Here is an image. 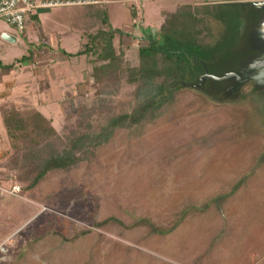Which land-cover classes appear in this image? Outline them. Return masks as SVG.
<instances>
[{"label": "rangeland", "instance_id": "374dc122", "mask_svg": "<svg viewBox=\"0 0 264 264\" xmlns=\"http://www.w3.org/2000/svg\"><path fill=\"white\" fill-rule=\"evenodd\" d=\"M90 2L96 5L93 12L109 18L121 32L119 37L128 38V47L122 38L115 44L134 66L140 61L138 48L145 44L142 37L158 31L167 13L186 4L229 3V9L240 11L254 7L263 20L253 31L258 54L252 59L264 57V0ZM78 6L53 9L54 23L50 30L40 27L38 39H26L0 22V61L11 64L34 52L36 44L48 41L42 34L46 31L59 34L72 53L79 51L89 40L80 42L78 34L98 32L100 26L82 18ZM132 9L138 11L136 20ZM207 23L209 40L215 42L224 25L213 17ZM52 48L57 61L60 47ZM94 58L83 54L74 68L76 75L58 81L51 94L55 100L42 107L59 131L72 124L69 116L84 98L68 102L66 94L58 92L76 86L85 75L78 68H93ZM251 61L230 70L236 62L230 58L217 69L221 76L212 79L226 82L228 91L241 72L262 74V63ZM64 62L60 67L52 63L56 74L73 69L72 61ZM255 79L260 83L263 77ZM86 81L84 77L82 84ZM84 89L91 93L90 84ZM134 89L124 84L96 110L90 119L94 131L136 107ZM210 93L197 84L177 86L156 118L116 129L83 166L50 172L26 195L12 193L19 184L5 178L4 164L12 148L0 118V264H264V86L237 96L227 92L230 97ZM16 101L23 108L41 106L37 101ZM222 194L228 197L219 208L212 199ZM143 220L165 232H156L140 223Z\"/></svg>", "mask_w": 264, "mask_h": 264}, {"label": "trees", "instance_id": "16d2710c", "mask_svg": "<svg viewBox=\"0 0 264 264\" xmlns=\"http://www.w3.org/2000/svg\"><path fill=\"white\" fill-rule=\"evenodd\" d=\"M229 8V3L218 7L186 4L179 6L175 13H167L158 31L142 37L145 44L138 48L140 61L136 66L127 61L125 52L121 49L118 52L115 48V35H121V32L113 28L109 18L101 19L103 27L91 33L87 39L89 42L72 55L92 54L95 57L90 74L91 93H87L81 104L68 115L72 124H66L63 132L36 106L23 108L13 103L0 106L1 123L12 148L4 164L7 169L5 178L19 184V193L26 195L38 187L50 172L83 166L99 146L113 138L116 129L138 126L156 118L181 84H197L201 90H210L211 95L218 93L225 97H230L227 92L237 96L258 87L249 80L239 89L231 91L233 86H230L227 91L226 82L212 79L221 76L217 69L228 59L235 58V65L230 70H237L258 54L251 33L261 25L262 13L254 7L243 11ZM92 10L87 17L89 21L96 22L99 15ZM131 14L133 20L138 18L136 9H132ZM210 17L224 25L223 35L215 42L209 40L207 22ZM28 56H23L20 61H25ZM15 64L4 65L0 61L5 72ZM124 84L135 87L136 107L129 113L111 117L98 131H94L90 119L109 97L119 93ZM227 197V194H222L212 202L220 208ZM140 223H147L156 232H165L149 220ZM89 232L88 229L85 231Z\"/></svg>", "mask_w": 264, "mask_h": 264}, {"label": "crops", "instance_id": "0c3cea01", "mask_svg": "<svg viewBox=\"0 0 264 264\" xmlns=\"http://www.w3.org/2000/svg\"><path fill=\"white\" fill-rule=\"evenodd\" d=\"M90 1L91 0H87L86 4L78 6V8L80 7L83 10L82 12L83 15H81V17L87 18L88 21H89V18L87 17V13L91 9L96 10V5L92 4L91 6ZM94 1H97V0H94ZM59 8H63V7H59ZM59 8H53V9H59ZM53 9H42L39 11L37 15L30 17L28 21L27 29L22 33V35L26 39H28L29 37H32L31 39H33V37H35L36 35V38L34 39H38L39 38L38 34L41 32L40 30V32L38 33V30L40 27H43V26H45L46 28L52 27L51 24L54 23V18H55ZM98 18L99 19H96V22H95L96 24L93 27L100 26L101 28L103 27V24L101 22V19L103 18H101L100 16ZM48 29L50 30V28ZM92 31L94 32L95 30H92ZM42 34H44L43 35L44 38L48 37V41L40 45L36 44L38 48L34 52H30V54H26L29 56L28 58H26L25 61H20V59L25 55L21 56L20 58L15 59V61L13 62V63H16L15 66L12 67L8 72L3 71L2 70L3 67L0 66V106L4 103H13L14 105L19 106L16 101L19 99H22V101H31V102L37 101L41 103V106L40 105L39 106L35 105V106L42 112V107L46 106L48 102H52L53 100H55L53 97L51 98V94L53 92V86L55 84H58L57 82L60 80H65L67 77H74L76 75V70H77L76 66L80 64V60H82L81 59L82 56H72V55L78 53L82 48L79 47L80 49L79 51L72 53V51L69 50L67 46H65L66 44H64V41L61 39L62 37L59 34L55 36L56 33L54 34L53 31L51 32L46 31L45 33L42 32ZM78 35L79 36L77 37L78 38L80 37V42L81 40L83 39L85 40L86 38L90 36V34L87 32L79 33ZM6 37L14 42L17 41L16 38L14 37H11V36H6ZM117 38H122V37H119V35H115V38H114L115 48H116L115 43H116ZM127 39L128 38L125 37V39H123L124 42L125 41L127 42ZM128 44L129 43L127 42V45L125 47H128ZM55 45L60 47V50H57L60 53L56 52L60 55L58 56L59 57L57 60L58 62L54 60V56H53L52 47ZM34 58L38 60L36 61L34 60ZM67 60L72 61L75 67L73 66V69L71 71H68L64 74L62 73L56 74L55 70L52 69V63L53 62L54 64L58 63L60 67L61 66L60 63L61 64L65 63L64 61H67ZM86 60H88V58ZM21 62L24 63L23 66L21 65L22 67H20V64H22ZM90 67H89L90 68L89 70L84 69L82 71L81 69H83V67L78 68V71H80L81 73L85 75H83V77H80L81 80L76 84V86L70 87L69 85H67L68 87L66 90L67 93L62 91V88H61V92L59 90L58 94L59 93L60 95L66 94V97H67L66 101L68 102H74L80 98L83 99L84 96L87 94V90L84 89V87L91 83L90 74L93 68L91 65ZM74 68L76 70H74ZM24 71H27V72H25L24 75H22V72ZM84 77L87 78V81L85 84H82L84 83L83 82ZM0 118H1V113H0Z\"/></svg>", "mask_w": 264, "mask_h": 264}, {"label": "built area", "instance_id": "2783aa9c", "mask_svg": "<svg viewBox=\"0 0 264 264\" xmlns=\"http://www.w3.org/2000/svg\"><path fill=\"white\" fill-rule=\"evenodd\" d=\"M87 0H0V22H6L19 32L27 29L30 17L42 9L84 5ZM14 187L12 193L19 192Z\"/></svg>", "mask_w": 264, "mask_h": 264}, {"label": "water", "instance_id": "95a60500", "mask_svg": "<svg viewBox=\"0 0 264 264\" xmlns=\"http://www.w3.org/2000/svg\"><path fill=\"white\" fill-rule=\"evenodd\" d=\"M252 37H253V34H252ZM254 41H255V38H254ZM251 62L254 63V64H258L259 63V65L262 63V66H263L262 67L263 69H261V70H263L262 74H260V75L259 74H255V72H252V71L246 72V73L243 72L244 74H242V72H241L239 77L237 78V81H238L237 85H235V87H233L232 89H239L244 83H246L249 80H253L255 82V85L258 86V87L264 86V57L259 59L257 62L254 61V59H252ZM234 75H238V74L237 73L236 74H232V75L230 74L229 77L234 76ZM256 77H259V78L263 77V79H262V81L260 83H257V81L255 79Z\"/></svg>", "mask_w": 264, "mask_h": 264}]
</instances>
